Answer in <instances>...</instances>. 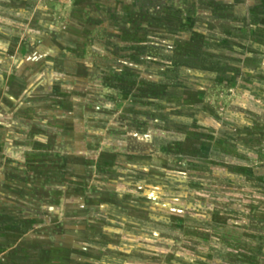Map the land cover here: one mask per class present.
Instances as JSON below:
<instances>
[{
  "label": "rangeland",
  "instance_id": "rangeland-1",
  "mask_svg": "<svg viewBox=\"0 0 264 264\" xmlns=\"http://www.w3.org/2000/svg\"><path fill=\"white\" fill-rule=\"evenodd\" d=\"M0 264H264V0H0Z\"/></svg>",
  "mask_w": 264,
  "mask_h": 264
}]
</instances>
